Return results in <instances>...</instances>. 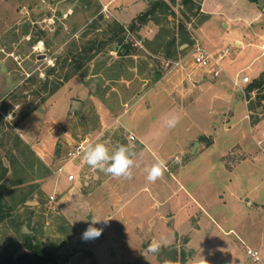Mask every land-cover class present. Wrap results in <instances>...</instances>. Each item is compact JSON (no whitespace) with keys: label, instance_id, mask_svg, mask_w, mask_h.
<instances>
[{"label":"rangeland","instance_id":"1","mask_svg":"<svg viewBox=\"0 0 264 264\" xmlns=\"http://www.w3.org/2000/svg\"><path fill=\"white\" fill-rule=\"evenodd\" d=\"M106 2L0 0V159L7 170L0 180L6 216L0 222V264L27 253L28 243L51 256L47 264H165L173 262L174 253L183 264L200 257L208 264H264V89L249 97L245 93L264 65L262 59L246 69L257 52L248 44H255L253 33L261 30L254 19L264 15V0H208L203 15L194 12L202 1H196L194 11L182 0H117L109 7ZM154 7L150 17L137 19ZM113 22L125 29L134 23L135 31L125 33V43H133L129 53L109 43ZM237 36L247 46L238 59ZM194 38L212 55L229 50L222 66L231 105L215 109L226 119L196 114L182 120L169 135V155L159 159L166 164L164 175L152 183L144 169L155 161L140 141L151 121L149 95L183 100L179 91L191 85L183 79L185 69L174 63L185 59L184 68L203 70L192 65ZM88 43L94 57L83 77L72 78L41 103V96L32 94L39 84L27 79L43 81L57 58ZM58 75L59 68L49 81ZM243 106L253 108L248 113L252 130ZM230 112L234 115L228 117ZM9 115L11 120H5ZM13 134L25 146L15 147ZM200 135L213 141L203 154L193 155L196 144L186 155L171 150L174 139L184 143ZM98 142L110 150L123 144L135 151L140 166L133 168L132 179H116L86 165L84 149ZM238 147L249 155L248 162L228 172L218 158L233 150L226 162L234 165L242 160ZM34 159L40 166L30 169L28 161ZM70 175L75 182L66 181ZM176 185L204 204L206 214L194 210L189 224L181 225L188 239L175 237L158 254L149 253L143 246L153 237L171 239V224L155 216L168 217ZM92 216L110 219L107 226L95 225L104 229L100 237L85 241L82 233ZM150 219H156L153 233L137 231ZM247 250L257 253L258 262Z\"/></svg>","mask_w":264,"mask_h":264},{"label":"crops","instance_id":"2","mask_svg":"<svg viewBox=\"0 0 264 264\" xmlns=\"http://www.w3.org/2000/svg\"><path fill=\"white\" fill-rule=\"evenodd\" d=\"M116 1L117 0H112V1L108 0V2L105 3V6L109 7L113 2ZM207 1L208 0H202L199 7L198 15H203L206 13L205 4ZM256 20L259 21L258 22L259 29L261 30L259 32H254L253 33L254 35L252 34L254 37L257 38V40L255 44H248V46H251L250 48H254L257 52H255V55H253L246 69L248 67L250 68L253 67L255 64L258 65L259 62L262 59H264V15H262L261 17L259 15L254 19V21ZM250 26H252L251 23ZM194 41H195L194 49L196 48L201 49V47H199L200 41L197 38H194ZM234 43H235L234 45L235 48H237L236 58L238 59V57L242 55L243 51L246 50L247 46L240 42L239 36L236 37ZM217 50L214 53V55L207 53L205 51L207 54L211 56L217 55L221 59L219 65L222 70V73L216 79H213L212 76H210L208 72H206L205 70H198L193 72V71H189L187 68H182V70L185 69L184 72H186L185 74H183V79L186 82H189L191 86L183 91H179L181 92L180 95L183 98L181 102H176L174 99L171 101L169 100L163 101L162 98H158L159 95L155 97L153 95H149L150 103H149V107H147V112H148L147 116L151 118V121L148 130L145 132V134L141 136L140 139L142 145L148 146V147L145 146L149 154L148 159L150 158L156 162L159 161L160 157L165 158L169 155L167 151L168 149L166 148V144L170 142L171 136L169 135L175 130V128L168 129L167 127L163 126V117L166 114L178 113L181 116V121L192 120L196 114L198 117L207 116L208 114L209 116L215 115L214 118H217L218 116L221 115L223 119H226L224 113L219 111L218 114L217 111L215 112V109H220L222 106H224L223 107L224 110L225 107L227 108L228 105H231V101H232L231 92L229 93L230 89L228 88L229 77L226 76L227 75L226 71L222 66V61L228 56L229 50L228 49H226L225 51H222L220 49ZM233 61H230L229 63H233ZM257 70H258V76L252 78L251 81L257 79L264 72V65L258 68ZM223 74H225L226 76L225 78L222 76ZM210 81L211 82L213 81V83H211ZM243 81L250 82L247 79H244ZM196 82H199L200 85L196 84ZM176 89L178 88L175 86L172 90V94H174V91L176 92ZM167 95H169V93ZM243 107L245 111L244 119L248 122L251 129L247 108L245 106ZM230 113L231 114H229L228 117L234 115L233 112ZM229 126L230 124H227L226 127ZM257 136L262 139L260 134L257 133ZM212 144L213 141H211V139H207L206 136L200 135L184 143H181V141L174 139L173 141H171L170 147L171 150L173 151L180 150L183 155H186L187 154L186 150L187 149L191 150L195 145L196 147L193 149L192 153L193 155L197 156L198 153L199 155L203 154L204 151L207 149V147ZM238 150L242 156V160L235 162L234 165L228 164L226 162V158L228 156H232L233 150L228 152L227 155L225 156L223 155L218 158V162L220 163L221 167L224 168L226 171L232 172L237 166L248 162L249 155L246 154L245 152H242L240 148ZM174 160H176V158ZM183 168H185V165ZM176 186L178 188V191L173 192L171 196V200H173L174 203H171L169 207L170 209H169L168 217L163 218L158 214L155 216V218H157V220L160 223L162 222L164 225H166V222L167 224H171L169 227H167L170 233L169 237L171 238L170 244L174 243L175 237L178 238L182 237L188 239L189 235H187V231L184 228L181 229V225L189 224L194 210H198L203 215L206 214L205 213L206 210L203 206L204 204H202L198 199H196L195 196L190 191H188L184 186L182 185H176ZM217 196L219 198H222L219 195V193L217 194ZM155 220L156 219H150L146 223L139 225V227H137L138 228L137 231L145 232L146 236L149 235V232L153 233V231L157 226ZM196 228L199 229L198 226ZM153 239L155 238L153 237L152 240ZM143 247L146 248V246Z\"/></svg>","mask_w":264,"mask_h":264},{"label":"trees","instance_id":"3","mask_svg":"<svg viewBox=\"0 0 264 264\" xmlns=\"http://www.w3.org/2000/svg\"><path fill=\"white\" fill-rule=\"evenodd\" d=\"M196 1H202V0H182V4L184 6H191L193 11L199 6L196 4ZM252 3H256L257 0H248ZM163 6V5H161ZM155 11V7L151 9H147L146 12L142 13L137 19L145 20L146 18L150 17ZM195 14H199V7L197 10L194 11ZM111 35L112 37L109 39V43L111 45H116L119 47L120 52L125 50L124 52L130 51L132 48L133 43L127 41L125 43V33L128 32H134L135 31V25L134 23L130 25L127 29H125L122 25H120L117 22L112 23L111 27ZM90 45V46H89ZM74 46V44H73ZM89 46V48H87ZM86 47H82L81 50L78 51H69L66 53V55L63 57L62 60L60 58H57L55 61L54 67L50 68L46 72V76L44 80H40L37 77H29L27 81L31 83L32 85L35 83L39 84V88L36 92L32 93L34 96H37L40 99L41 103H44L47 99L55 95L63 86L64 83H67L72 78L75 77H83L82 70L83 68L93 59L94 54V47L92 43H88ZM127 55V54H126ZM61 61V63H60ZM60 65V66H59ZM59 66V67H58ZM57 68H59V72L62 75H58L55 81L50 82L49 78L56 74ZM261 89H264V72L255 80L251 81L249 85L245 89V93L247 97L250 96L251 93L255 91H259ZM17 97H13V100H16ZM261 100V99H260ZM17 101V100H16ZM261 101H264L262 98ZM7 109L5 108L3 112H5ZM252 107H247V111L249 114H252ZM250 118V117H249ZM14 138L13 143L16 147L18 145H24L21 139L18 137V135L13 134ZM10 140H8V143ZM3 143V141H2ZM1 143V145H2ZM25 146V145H24ZM17 149V148H16ZM30 155L33 156V153L30 152ZM37 165L40 166L39 161L36 159L29 160L28 161V167L30 169L34 168V166ZM46 171V170H45ZM47 172V171H46ZM7 174L6 168L2 166V160L0 159V180H2ZM47 175V173H45ZM3 197L0 194V222L5 220L6 216L3 210ZM27 253L23 254L21 257H18L17 259L13 260L12 258L5 259L2 264H47L51 259V256L41 248H39L37 245L33 243H28L25 246ZM173 264H183L184 262L181 260V257L177 258L178 255L176 253L173 254Z\"/></svg>","mask_w":264,"mask_h":264},{"label":"clouds","instance_id":"4","mask_svg":"<svg viewBox=\"0 0 264 264\" xmlns=\"http://www.w3.org/2000/svg\"><path fill=\"white\" fill-rule=\"evenodd\" d=\"M11 115L6 116L5 120H11ZM181 121L178 113H169L163 117V126L168 129H174ZM136 153L127 145H118L114 150H110L104 143H89L83 151V160L87 166L94 170H99L106 175L116 179L130 180L133 176V168L140 166V161L136 158ZM166 170V164L163 160L156 161L151 166L145 167L147 173L146 179L154 183L161 179ZM110 218H98L92 216L88 223V227L82 233V239L85 241L96 239L103 233V227L95 225L103 223L107 226ZM170 244L169 238L164 235L153 239L146 247V250L152 254H158L163 247ZM192 260V259H190ZM165 264H173L171 261H165ZM192 264H208V262L200 257L192 261Z\"/></svg>","mask_w":264,"mask_h":264},{"label":"built area","instance_id":"5","mask_svg":"<svg viewBox=\"0 0 264 264\" xmlns=\"http://www.w3.org/2000/svg\"><path fill=\"white\" fill-rule=\"evenodd\" d=\"M192 65L196 66L200 69L205 70L206 72H208V74L210 76H212L213 79H216L217 77L220 76V74L222 73V70L220 68L219 62H220V58L219 60H216L213 56L207 54L204 50L200 49V48H196L192 51ZM184 63H186L185 59L182 60H178L174 63V67L175 68H179L182 69L184 68L183 65ZM187 64V63H186ZM133 140V139H131ZM79 149V148H78ZM66 181L68 183H71L72 181H76V178L73 177L72 175L68 176L66 178ZM53 201V198H51ZM246 255L251 258L254 262H258V255L255 252H252L250 250L246 251Z\"/></svg>","mask_w":264,"mask_h":264}]
</instances>
